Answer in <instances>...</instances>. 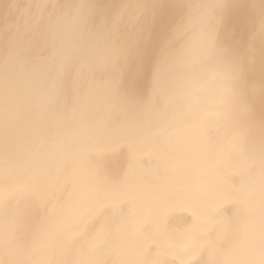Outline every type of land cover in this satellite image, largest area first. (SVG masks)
I'll return each instance as SVG.
<instances>
[{"label":"bare ground","instance_id":"1","mask_svg":"<svg viewBox=\"0 0 264 264\" xmlns=\"http://www.w3.org/2000/svg\"><path fill=\"white\" fill-rule=\"evenodd\" d=\"M264 0H0V264H264Z\"/></svg>","mask_w":264,"mask_h":264},{"label":"clouds","instance_id":"2","mask_svg":"<svg viewBox=\"0 0 264 264\" xmlns=\"http://www.w3.org/2000/svg\"><path fill=\"white\" fill-rule=\"evenodd\" d=\"M246 223L250 226L253 243L264 251V203L260 206L259 214L253 215Z\"/></svg>","mask_w":264,"mask_h":264}]
</instances>
